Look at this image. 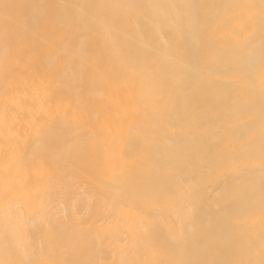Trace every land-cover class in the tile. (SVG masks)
Masks as SVG:
<instances>
[{"label":"bare ground","instance_id":"bare-ground-1","mask_svg":"<svg viewBox=\"0 0 264 264\" xmlns=\"http://www.w3.org/2000/svg\"><path fill=\"white\" fill-rule=\"evenodd\" d=\"M0 264H264V0H0Z\"/></svg>","mask_w":264,"mask_h":264}]
</instances>
